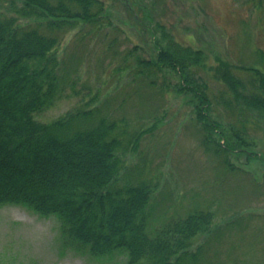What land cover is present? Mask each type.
<instances>
[{
    "label": "rangeland",
    "instance_id": "1",
    "mask_svg": "<svg viewBox=\"0 0 264 264\" xmlns=\"http://www.w3.org/2000/svg\"><path fill=\"white\" fill-rule=\"evenodd\" d=\"M101 1L106 16L97 25L62 35L58 59L63 91L35 118L50 123L70 111L91 109L95 122L124 118L127 129L144 130L123 155L116 188L142 184L152 189L146 203L147 235L200 211L210 224L192 237L181 264H264V162L246 164L245 154H221L215 143H206L193 113L199 101L173 90L174 74L158 71L151 75L153 86L148 80L140 84L134 75L137 60L156 56L151 31L139 24L144 15L137 8L135 21L120 0ZM126 1L150 12L154 39L164 44L171 38L201 51L207 66L193 70L207 85L210 117L223 124L226 145L235 148L241 137L242 149L264 160V116L232 97L226 84L239 80L237 90L248 96L257 84L251 69L264 73V3L260 8L248 0ZM212 138L216 142L218 135ZM124 262L117 252L91 256L63 237L54 216L20 205L0 206V264Z\"/></svg>",
    "mask_w": 264,
    "mask_h": 264
},
{
    "label": "trees",
    "instance_id": "2",
    "mask_svg": "<svg viewBox=\"0 0 264 264\" xmlns=\"http://www.w3.org/2000/svg\"><path fill=\"white\" fill-rule=\"evenodd\" d=\"M120 1L135 21H139L137 8L143 13L139 24L151 31L156 51L154 58L137 60L134 75L140 77L139 83L148 80L153 86L151 75L158 71L174 74L173 90L199 101L193 113L206 143H215L221 154H245L246 164L264 162L256 152L242 149L241 137L235 139V148L226 145L223 124L210 117L211 96L193 70L207 66L201 51L171 38L164 44L157 41L149 26L150 12L140 3ZM248 1L260 8L264 3ZM105 13L101 0H0V206L20 205L40 216L56 217L63 237L91 256L117 252L125 256V264H181L192 237L207 231L209 216L200 211L189 214L149 237L150 186L116 188L124 153L145 131L138 127L128 131L124 118L101 117L95 122L91 109L70 111L50 123L35 118L52 106L62 90L58 59L62 35L97 25ZM251 71L256 72L257 84L248 96L237 90L239 80L226 84L232 97L245 100L248 108L264 116V73ZM165 87H170L169 82ZM213 134L218 135L216 142ZM47 166L49 172L44 170Z\"/></svg>",
    "mask_w": 264,
    "mask_h": 264
}]
</instances>
